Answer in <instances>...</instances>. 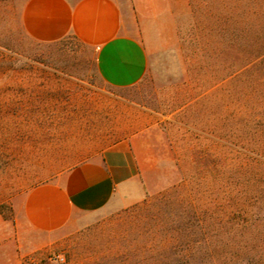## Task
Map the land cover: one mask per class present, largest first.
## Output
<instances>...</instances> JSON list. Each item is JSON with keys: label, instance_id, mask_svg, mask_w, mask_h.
I'll return each instance as SVG.
<instances>
[{"label": "rangeland", "instance_id": "rangeland-1", "mask_svg": "<svg viewBox=\"0 0 264 264\" xmlns=\"http://www.w3.org/2000/svg\"><path fill=\"white\" fill-rule=\"evenodd\" d=\"M22 1L0 0V211L5 217L13 215L10 198L47 176L44 171L58 159V139L95 112L89 104L101 98L99 89L157 112L162 131L152 142L156 157L144 171L148 189L142 199L122 204L116 198L97 211L76 213L68 224L43 235L36 249L30 250L28 240L20 249L12 238L0 240V264H264V201L235 199L230 164L220 174L217 142L212 133L199 130L211 115L203 117L197 99L186 107L182 95L187 50L182 39L194 20L192 1L203 11L229 6V16L235 14L243 27L245 0H170L160 35L150 40L144 77L123 89L97 80L92 50L73 37L52 43L26 37L19 24ZM222 55L229 57L226 41ZM186 120L193 129L186 130ZM170 139L190 157L182 158L183 149L172 151ZM191 203L208 224L203 233L210 248L197 240L198 229L188 232L197 242L187 255L183 246L175 252L162 247L163 240L152 234L163 214L193 219Z\"/></svg>", "mask_w": 264, "mask_h": 264}, {"label": "crops", "instance_id": "crops-1", "mask_svg": "<svg viewBox=\"0 0 264 264\" xmlns=\"http://www.w3.org/2000/svg\"><path fill=\"white\" fill-rule=\"evenodd\" d=\"M170 4V0H23L19 24L35 42L71 36L89 47L97 80L123 89L144 77L150 40L160 35ZM99 91L101 98L89 104L95 111L90 118L84 117L69 137L58 139V159L44 171L47 176L10 198L12 218L0 211V240L12 238L19 249L21 241L27 247L28 240L30 250L36 249L43 235L62 228L76 213L97 211L116 198L129 204L145 196L144 171L156 157L152 142L162 131V118L119 94Z\"/></svg>", "mask_w": 264, "mask_h": 264}, {"label": "trees", "instance_id": "trees-1", "mask_svg": "<svg viewBox=\"0 0 264 264\" xmlns=\"http://www.w3.org/2000/svg\"><path fill=\"white\" fill-rule=\"evenodd\" d=\"M245 5L242 27L235 14L229 16V6L220 3L216 9L208 7L203 11L197 1H192L194 20L182 39L187 47L182 95L186 107L197 99L203 117L211 115L212 121L204 120L199 130L203 134L212 133L217 142L216 166L220 174L223 167L230 164L235 199L256 202L264 201L257 187L263 181L264 171V0H245ZM225 41L229 57L222 55ZM184 125L186 130L193 129L188 120ZM169 146L172 151L183 149L182 158L190 157L186 148L171 139ZM177 202L182 205L181 199ZM189 206L193 219L170 218L171 213L163 214L160 226L152 234L163 240L162 247L175 252L174 249L183 246L186 247L183 253L187 255L190 246L197 242L188 232L198 229L202 233L197 240L210 248V241L203 233L208 224L197 216L201 209L197 210L194 203ZM165 236H173L176 241ZM163 238H167L165 242ZM148 246L144 245L143 250ZM143 259L142 256L139 260Z\"/></svg>", "mask_w": 264, "mask_h": 264}, {"label": "built area", "instance_id": "built-area-1", "mask_svg": "<svg viewBox=\"0 0 264 264\" xmlns=\"http://www.w3.org/2000/svg\"><path fill=\"white\" fill-rule=\"evenodd\" d=\"M58 258H61V257H59V255L57 256Z\"/></svg>", "mask_w": 264, "mask_h": 264}]
</instances>
